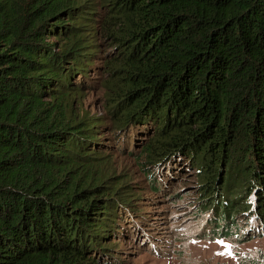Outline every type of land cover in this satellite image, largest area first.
Masks as SVG:
<instances>
[{
  "label": "trees",
  "instance_id": "1",
  "mask_svg": "<svg viewBox=\"0 0 264 264\" xmlns=\"http://www.w3.org/2000/svg\"><path fill=\"white\" fill-rule=\"evenodd\" d=\"M130 133L150 189L195 171L204 237L264 234V0H0V264H110L142 235L107 170Z\"/></svg>",
  "mask_w": 264,
  "mask_h": 264
},
{
  "label": "rangeland",
  "instance_id": "2",
  "mask_svg": "<svg viewBox=\"0 0 264 264\" xmlns=\"http://www.w3.org/2000/svg\"><path fill=\"white\" fill-rule=\"evenodd\" d=\"M91 76L98 75L91 73ZM104 78L107 77L104 75ZM112 98L116 95L109 85L97 86L79 98L78 110L92 116H103L115 104ZM130 138L131 133L116 148L113 162L107 170L113 171L118 179L133 184L136 190L133 203L138 211L137 220L144 222L139 223L143 233L140 237L133 231L124 237L114 236L110 242H118L112 252L116 258H111L110 264H251V260L262 257L264 234L250 240L242 239L235 234L238 230L234 228L227 237H210V233L203 236L204 224L210 213L205 212L202 205L193 169L179 174L175 170L173 178L162 184V192L150 189L152 176L149 173H156L153 179L159 182L167 179V175L157 174L156 166L146 164L141 167L137 164L133 150L140 147H134ZM158 183L153 186H158ZM239 223H242V218H239ZM101 264L108 263L103 260Z\"/></svg>",
  "mask_w": 264,
  "mask_h": 264
}]
</instances>
